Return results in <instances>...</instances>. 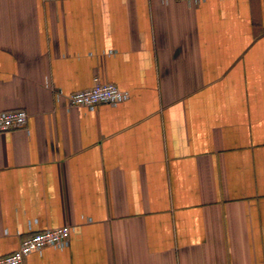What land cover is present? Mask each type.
I'll return each instance as SVG.
<instances>
[{
	"label": "crops",
	"instance_id": "0c3cea01",
	"mask_svg": "<svg viewBox=\"0 0 264 264\" xmlns=\"http://www.w3.org/2000/svg\"><path fill=\"white\" fill-rule=\"evenodd\" d=\"M129 93L69 107L92 77ZM0 256L264 264V0H0Z\"/></svg>",
	"mask_w": 264,
	"mask_h": 264
},
{
	"label": "built area",
	"instance_id": "2783aa9c",
	"mask_svg": "<svg viewBox=\"0 0 264 264\" xmlns=\"http://www.w3.org/2000/svg\"><path fill=\"white\" fill-rule=\"evenodd\" d=\"M198 2L200 0H193ZM129 93L121 90L114 83L103 80L98 74L92 77V85L68 94L69 107H85L94 109L102 104L116 105L128 99ZM28 114L23 109L0 112V133L24 129ZM70 227L67 225L46 228L21 238L18 248L4 256H0V264H23L31 253L45 247L63 248L68 245Z\"/></svg>",
	"mask_w": 264,
	"mask_h": 264
}]
</instances>
